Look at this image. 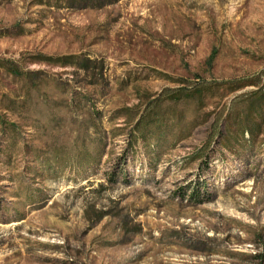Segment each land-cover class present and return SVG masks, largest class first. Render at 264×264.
<instances>
[{
    "label": "rangeland",
    "instance_id": "obj_1",
    "mask_svg": "<svg viewBox=\"0 0 264 264\" xmlns=\"http://www.w3.org/2000/svg\"><path fill=\"white\" fill-rule=\"evenodd\" d=\"M0 264H264V0H0Z\"/></svg>",
    "mask_w": 264,
    "mask_h": 264
},
{
    "label": "trees",
    "instance_id": "obj_2",
    "mask_svg": "<svg viewBox=\"0 0 264 264\" xmlns=\"http://www.w3.org/2000/svg\"><path fill=\"white\" fill-rule=\"evenodd\" d=\"M37 61H42V62H48V63H52L54 65H59L62 67H77L78 69L84 71L85 73H89L92 72V74L95 75V70L97 68V65L95 62H93L91 59L89 58H80L77 55L74 54H69V55H63V56H59V57H46L44 55H37ZM10 71L11 73H13L16 76H28L30 73L25 72L20 70L18 67H15L14 65H11L10 67ZM98 80V79H97ZM242 87V86H240ZM238 87V88H240ZM181 88V87H180ZM237 88V89H238ZM235 88V90H237ZM204 94L203 89H201L200 87H195L193 88L190 92H184L182 91V89H178L175 92H173L172 94L169 95V97L171 99H173L174 101L176 100H180L182 96H197V97H202ZM145 118V117H144ZM143 118V116H141L135 124L136 128H148L147 124H146V120ZM249 132V131H247ZM141 133L144 135L145 131L142 130ZM190 197L197 199L200 202H203V199L201 198V192H200V187L197 188H193V191L190 194ZM102 217H99V219Z\"/></svg>",
    "mask_w": 264,
    "mask_h": 264
}]
</instances>
